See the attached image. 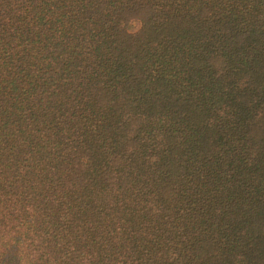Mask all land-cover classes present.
<instances>
[{
    "label": "trees",
    "instance_id": "1",
    "mask_svg": "<svg viewBox=\"0 0 264 264\" xmlns=\"http://www.w3.org/2000/svg\"><path fill=\"white\" fill-rule=\"evenodd\" d=\"M0 264H264V0H0Z\"/></svg>",
    "mask_w": 264,
    "mask_h": 264
}]
</instances>
